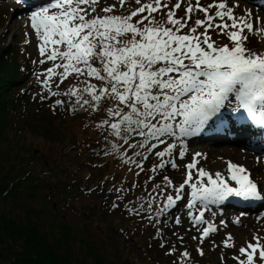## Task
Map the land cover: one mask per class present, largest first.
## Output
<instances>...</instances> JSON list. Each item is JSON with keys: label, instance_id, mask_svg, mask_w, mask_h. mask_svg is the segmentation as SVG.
<instances>
[{"label": "snow or ice", "instance_id": "6c2138e0", "mask_svg": "<svg viewBox=\"0 0 264 264\" xmlns=\"http://www.w3.org/2000/svg\"><path fill=\"white\" fill-rule=\"evenodd\" d=\"M128 2L46 0L32 11L38 62H53L42 84L48 96L63 97L51 105L54 111L68 106L72 113L105 117L96 124L104 133L103 154L115 155L134 177L130 182L121 177L107 188L115 196L110 208L122 206L128 215L147 220L168 256L179 248L163 239L161 226L169 217L174 227L182 226L177 211L186 208L199 233L192 240L203 255L200 245L219 231L205 219L209 205L231 197L264 202V186L243 165L227 161L226 178L198 167L202 153L181 164L188 153L186 138L201 133L233 101V112L242 110L264 130V53L247 46L250 35L264 34V18L251 10L237 16L238 0L231 5L228 0H134L138 7L131 11ZM153 157L156 162L146 168ZM169 170L181 172L182 182L176 183ZM142 174L147 178L141 182ZM172 235L183 244V235ZM253 239L232 256L235 264H264V238L256 234ZM232 241L228 234L221 243L231 249ZM173 264H191V253L179 252Z\"/></svg>", "mask_w": 264, "mask_h": 264}, {"label": "trees", "instance_id": "16d2710c", "mask_svg": "<svg viewBox=\"0 0 264 264\" xmlns=\"http://www.w3.org/2000/svg\"><path fill=\"white\" fill-rule=\"evenodd\" d=\"M4 4L9 5L7 0H0V5ZM7 38L4 35V39L0 40V264H107L109 257L106 249L97 244L90 234H75L74 228L63 221L58 212L65 206L77 209L75 202L80 203L82 196L96 194L102 197V201L86 206L83 214L97 215L107 233H112L111 237L113 232H124L123 225L126 223L119 218V210L106 207L115 199L107 188L121 177L129 182L134 177L115 155L103 154L106 142L101 129H97L100 130L97 136L87 129H62V120L57 119L60 115L53 117L51 122L36 120L38 126L30 128L36 136L60 145L56 149L62 156L51 164L40 149L32 152L21 136L24 130L21 122L26 117L20 111L28 99L26 91L30 86L26 79L30 71L26 66L31 58H28L27 46H24L23 52L18 48L16 54L10 50L5 45ZM53 90L56 89L53 87ZM91 118L98 124L105 117L101 113H91ZM80 136L87 137L79 140ZM154 162L153 157L146 163V168ZM80 171L85 176L80 175ZM167 174L175 182L177 178H184L181 172L175 170H169ZM106 176L108 180H105ZM48 177L55 180L48 182ZM146 178L142 174L138 179L142 182ZM179 210L184 212L186 208ZM130 217L127 216L128 219ZM136 226L131 230H141ZM148 226L153 227L151 224ZM153 230L156 234L155 227ZM141 231L136 236L125 235L122 238L125 247L135 242V238L143 251L146 245L151 246L152 243ZM180 232L186 240V249L196 250L197 247H192L196 243L191 239L192 235L183 230ZM163 233L166 234L164 227ZM146 257L152 258L148 254Z\"/></svg>", "mask_w": 264, "mask_h": 264}, {"label": "rangeland", "instance_id": "374dc122", "mask_svg": "<svg viewBox=\"0 0 264 264\" xmlns=\"http://www.w3.org/2000/svg\"><path fill=\"white\" fill-rule=\"evenodd\" d=\"M107 2L112 3L113 0H107ZM194 2L195 0H193V3ZM211 2L212 0H201V3L203 4ZM236 2L237 0H228L229 5ZM238 3L239 7L235 9V14L237 16L243 15L246 10H251L254 16L262 18L261 11H259L255 7V5H252L251 3L244 0H238ZM8 4L9 5H0V35L2 34L0 40L2 38L4 39V35L5 37L8 36V38L5 39L7 40V43L5 45L10 47V50H13L15 54L18 51V48H20V51L23 52L24 48L27 46L26 48L28 49L29 54L28 58H31L30 64L26 66L28 71H30L26 79L28 85L30 86V89L26 91L28 99L26 103L22 104V107L20 109L21 114H24V116L26 117L25 121L21 122V125L24 127L21 136L24 141L28 143V146H30L32 152L36 148L40 149L44 154L43 157L50 159V163L54 164L55 160L58 157L62 156V153L56 149L60 145L56 146L57 144L52 142L50 143L49 141L42 139L41 137H38L31 132L30 127L37 124L36 120L51 122L53 120V117H57L60 115L59 117H57V119L62 120L60 122L62 124V129L63 127H65L67 130L73 128L74 130H76L77 128H79L80 130L87 129L88 132L92 133L94 136H97L100 130H97L98 128L96 127V121H93L91 115L88 112L79 110L75 113H72L68 110V106H58L55 111L53 110L51 105L54 104L55 99L63 97L48 96V93L42 84V81L45 79V70L49 67H52L53 62L48 61L45 64H40L38 62L40 59H42V57H40L38 51L39 41L35 35L34 30L30 27V14L24 15L22 14V12L20 13V11L23 10H21V8L17 6L15 2H10ZM100 7H103V4H101ZM100 7L97 8V12L103 15V13L100 12ZM125 7L128 8L129 11H131L134 7L138 6L135 5L134 0H129L128 4H126ZM181 13L182 10L178 12V15H181ZM1 19H4V21L2 22ZM26 33L28 34L27 36ZM249 40L250 42L248 43V45H251L250 48L257 52L264 53V34L250 35ZM34 61L36 63H34ZM41 96H48V98L41 100ZM82 123H84V125H82ZM86 137L87 136H80L79 140H83ZM227 149L241 150V153L237 152L231 155L226 151ZM243 151L245 150L241 147L234 148L232 147V145H221L218 143H213L211 141H202V143L198 145L193 144L192 146L188 147L186 159H188V163L191 161L192 156L195 153H202L203 155L201 157H198L200 161L198 167H203L206 171H209L213 174L217 171L222 172L226 178L228 177L227 161H232L247 168L251 173V176L254 177V181L258 185H262L264 182V175H261L260 170L254 169L250 165V163L254 164L255 162H257L256 156L249 151H245V154L249 153L251 156L246 159L242 154ZM80 175L85 176V173L83 171H80ZM181 179L182 178H177L176 182H180ZM47 180L48 182H53L55 178L48 177ZM111 197L115 198L114 196ZM101 198L102 197H99L96 194L91 196H82V198L80 199V203L75 202L76 208L78 210L71 209L65 206L59 209L60 212H58V214L63 221L67 222L74 228L75 234L81 236L82 234H90L91 238L95 240L97 244L106 249V255L109 257V261L107 262V264H173V261L179 256V252H183L186 249V247L184 246V242H186V240L184 238V242L183 244H181L176 239V237L172 235V232L176 231L181 235V230L185 232V229L190 228L192 229L188 232L190 235H199V233L196 232L194 228H192L191 222L189 220L188 223L186 220V225L184 226V228L180 226L174 227L171 222L167 223L166 226H163L166 232V234L163 236V239L175 243L179 248V252H177L175 255L168 256L165 254L167 249L160 247V239L154 238L155 233H153V227L148 226L149 222H144L145 220L140 221L138 220L139 218L135 216H132L130 217V219H128V214L123 210L121 206V208H117L116 210H119V218L126 223L125 225H123L124 232H113V237H111L112 233L111 235L107 233L104 224L100 221L97 215H90L89 213L83 214L86 206L93 205L94 203H99L100 201H102ZM108 205L109 203L106 207H110ZM207 218L218 226L219 231L213 234L208 240H206L203 245H200V247H202L204 251L203 257H201L202 255H199V253L194 248L190 250L187 249L191 253V264H222V255L225 258L223 264H235L232 256L234 254H238V250L241 246L246 247L247 242L249 241L255 243L253 237L256 234H258L261 238H264V219L260 220L251 217L243 218L237 215L229 216L228 214L213 215V212H208ZM237 219H239V223L235 222ZM220 221H224L225 223L221 224ZM136 225H138V227H140L142 231H132L131 229H133V227H137ZM139 231H141V234H143V236L148 237V240L152 243V245H146L145 250L143 251L142 248H140L141 245L138 243L137 238H135L136 241L131 242L128 245L130 246V248H128V246L125 247L126 243L122 242V238L125 235L136 236L137 232ZM134 232L135 234H133ZM228 234H231V236L233 237L232 242L235 245V247L231 249L225 248L221 243ZM213 240L215 241L216 245H218L215 248L212 244ZM194 241L195 240H193V242ZM261 242L264 243V239H262ZM197 245L198 241H196V243H194L192 247H197ZM205 252L207 254H205ZM146 254L150 255L152 258H147Z\"/></svg>", "mask_w": 264, "mask_h": 264}, {"label": "bare ground", "instance_id": "6f19581e", "mask_svg": "<svg viewBox=\"0 0 264 264\" xmlns=\"http://www.w3.org/2000/svg\"><path fill=\"white\" fill-rule=\"evenodd\" d=\"M229 154H235V153H241V150H237V149H227L226 150ZM243 156H245V158H249L251 157L249 153H246L243 151ZM250 165L252 166V168L254 169H258L261 171V173L263 172V165H264V159L260 158V161L259 162H255L254 164L253 163H250Z\"/></svg>", "mask_w": 264, "mask_h": 264}]
</instances>
